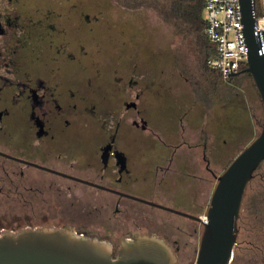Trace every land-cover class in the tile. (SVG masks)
I'll return each instance as SVG.
<instances>
[{"label": "rangeland", "instance_id": "rangeland-1", "mask_svg": "<svg viewBox=\"0 0 264 264\" xmlns=\"http://www.w3.org/2000/svg\"><path fill=\"white\" fill-rule=\"evenodd\" d=\"M256 4L259 10L258 0ZM170 6L163 0H0L4 31L0 67L10 63L18 73L25 69L31 79L37 73L58 94L63 108L67 105L68 124L52 109L46 120L52 130L67 126L49 144L51 150H68L67 162L72 158L79 165L92 162L94 149L115 121L116 143L138 165L135 174L154 163V150L165 152L161 141L182 145L184 157L176 158V166L207 180L176 175L175 184L162 187L164 196L160 197L176 210L202 216L215 176L258 133L256 120L263 122L264 113L248 74L223 81L217 72L205 70L208 44L195 35L192 20L176 18ZM126 102L137 105L147 121L146 130L130 123L134 115L132 110L125 111ZM5 122L0 151L49 165L46 146H37L24 128V119L9 117ZM179 130H185V136L180 137ZM201 130L211 133L209 143L203 142L207 145L208 171L201 159L200 141L204 138L195 141ZM0 161L6 162H0V234L60 228L66 221L76 220L78 210L72 193L45 191L39 198L30 187H42L44 178L78 190L85 189L82 184L1 157ZM136 193L142 199L149 197L146 191ZM263 194L264 161L243 196V220L235 244L238 255L232 260V253L230 264H264ZM253 199L257 201L252 203ZM124 202L175 220L181 229H176L179 245L175 264H194L201 224L143 203ZM193 229L196 232L190 236ZM248 243L258 249L252 250Z\"/></svg>", "mask_w": 264, "mask_h": 264}, {"label": "flooded vegetation", "instance_id": "flooded-vegetation-1", "mask_svg": "<svg viewBox=\"0 0 264 264\" xmlns=\"http://www.w3.org/2000/svg\"><path fill=\"white\" fill-rule=\"evenodd\" d=\"M3 34L4 31L0 24V37ZM23 70L18 73L19 70L14 69L10 63H5L0 67V144L3 139L2 136L6 132L5 121L9 117L24 119V128L29 136L36 141L37 146L41 148L46 146L47 156H50V160L47 162L49 165L25 161L3 151H0V157L58 178L82 184L85 187L84 190H78L75 187H70L56 180H48L42 176L40 177L45 180L42 187H30V190L35 192L39 198H42L45 191L47 193L56 191L65 195L72 193V197H76L74 200L77 204L78 217L75 221H66L57 229H71L83 236L110 242L113 247V257L123 239L137 235L154 236L161 239L176 257V249L179 245L176 229L181 230L176 225V221L167 218L162 219L151 211L141 210L131 203L124 202V200L143 203L150 208L182 217L189 223L200 224L195 220L178 215L174 211L150 204L154 203L176 210V208L167 205L160 197L164 196L161 188L168 183L169 185L175 184L176 175L207 180L203 175H196L190 170H183L176 166V158L184 157V152L181 151L182 145L161 141L160 144L164 146L165 152L161 153L154 150L156 156L154 163L144 165V170H141L139 175L135 174L134 172L137 171L134 169L138 165L116 143L117 123L115 121L113 126H109L107 131L103 133V140L94 149L93 156L95 159L92 162L87 160L85 164L79 165L74 162L73 158L67 162L64 157L69 156L68 150L61 147L49 149L50 142L54 140L58 132L62 133L67 126L55 127L52 130L46 121L48 117H51L52 110H55L56 114L65 118L64 124H68V120H66L69 114L67 105L63 108V104L57 99L58 94H54L45 79L38 78L37 73H34V78L31 79L29 73L25 69ZM128 103H133V105L127 108ZM128 103H124L125 111L132 110L134 115L130 123L136 129L146 130L148 124L141 115L142 112L134 102ZM187 147L190 148V146ZM202 148L201 159L204 162L205 171H208L210 167L206 146L202 144ZM0 162L6 164L4 161ZM139 190L146 191L149 197L145 199L138 197L136 192ZM95 191L101 192L102 195H96ZM195 232L196 229H193L189 235L192 236Z\"/></svg>", "mask_w": 264, "mask_h": 264}, {"label": "water", "instance_id": "water-1", "mask_svg": "<svg viewBox=\"0 0 264 264\" xmlns=\"http://www.w3.org/2000/svg\"><path fill=\"white\" fill-rule=\"evenodd\" d=\"M240 6L248 48L245 70L251 77L264 113V55L257 54L258 42L253 33L251 1L240 0ZM132 105L128 103L126 107ZM263 160L264 117L258 133L215 176V185L204 212L205 220H202L201 215L192 216L148 202L202 225L194 264H230L244 192ZM176 261L171 249L154 236L137 235L123 239L113 257L110 242L83 236L71 229L61 230L49 226L0 234V264H175Z\"/></svg>", "mask_w": 264, "mask_h": 264}, {"label": "built area", "instance_id": "built-area-1", "mask_svg": "<svg viewBox=\"0 0 264 264\" xmlns=\"http://www.w3.org/2000/svg\"><path fill=\"white\" fill-rule=\"evenodd\" d=\"M251 1L253 33L258 42V55H264V0ZM203 34L213 53L206 66L226 81L247 66L248 48L242 23L240 0H203Z\"/></svg>", "mask_w": 264, "mask_h": 264}, {"label": "trees", "instance_id": "trees-1", "mask_svg": "<svg viewBox=\"0 0 264 264\" xmlns=\"http://www.w3.org/2000/svg\"><path fill=\"white\" fill-rule=\"evenodd\" d=\"M125 1H127V0H124V3H125ZM163 1H169L171 3L170 9L172 11V14L176 18H186V19L189 18V19H191L192 20L191 22L194 25V31L193 32L195 33V35L198 37L199 40H201V42L208 44V41H207L205 35L203 34L204 21L202 19L203 18L202 15H201V12L203 10V0H163ZM212 53H213V49L211 47H209V52H207L205 54V58L203 60V63H204L203 66L205 67V70H208V71H211V70L206 66L205 60ZM245 68H246L245 66L242 67L237 74H240V73L248 74L246 72ZM256 124L260 128L262 125V121L256 120ZM259 168H260V166L254 171V173H253L252 177L250 178V181L248 182L246 188L248 187V185L252 181V179L256 176V171ZM245 192H246V189H245ZM245 192H244V195H245ZM261 196H263V199L261 200V202H263L264 201V194ZM243 200H244V198H243ZM256 201H257L256 199H253L252 203H255ZM242 211H243V208L241 206L240 212H239V215L237 218L236 229H235L237 233L239 230V224L243 220ZM248 245L251 247L252 250L258 249L256 246H254L251 243H248ZM238 249L239 248L237 246L234 247V249H233L234 256H233L232 260H234V258L236 259V256L238 255L237 254ZM261 255L263 256L262 253H261Z\"/></svg>", "mask_w": 264, "mask_h": 264}, {"label": "crops", "instance_id": "crops-1", "mask_svg": "<svg viewBox=\"0 0 264 264\" xmlns=\"http://www.w3.org/2000/svg\"><path fill=\"white\" fill-rule=\"evenodd\" d=\"M203 19V18H202ZM208 45H209V43H208ZM209 47H211L210 45H209ZM209 72H211L212 74H213V70H211V71H209ZM216 73V72H215ZM217 74V73H216ZM218 75V74H217ZM235 75H237V74H235ZM205 126H207V124H205ZM178 133H179V136L180 137H183V136H185V134H186V132H185V130H179L178 131ZM198 137H200L201 138V140H202V138H204L207 142H205L204 141V139L202 140V141H200V143L201 144H207V143H209V140H210V137H211V133H209V132H207V130H201V131H199L198 133H197V135H196V138H195V141L197 140V138ZM204 142V143H203ZM207 146V145H206Z\"/></svg>", "mask_w": 264, "mask_h": 264}, {"label": "bare ground", "instance_id": "bare-ground-1", "mask_svg": "<svg viewBox=\"0 0 264 264\" xmlns=\"http://www.w3.org/2000/svg\"><path fill=\"white\" fill-rule=\"evenodd\" d=\"M201 218H202V220H205L206 219V217L204 215H202Z\"/></svg>", "mask_w": 264, "mask_h": 264}]
</instances>
